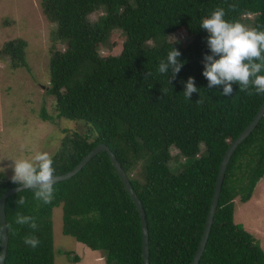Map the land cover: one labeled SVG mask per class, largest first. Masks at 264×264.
<instances>
[{
  "label": "trees",
  "instance_id": "1",
  "mask_svg": "<svg viewBox=\"0 0 264 264\" xmlns=\"http://www.w3.org/2000/svg\"><path fill=\"white\" fill-rule=\"evenodd\" d=\"M40 6L46 19L56 24L55 40L65 45L52 49L48 62L47 92L54 97L56 117L82 120L93 130L92 138L63 130L61 144L51 155L55 175L72 169L96 144L106 143L145 210L149 264H190L222 156L264 100V94L249 95L238 84L232 85L231 96L220 94L224 85L208 87L202 71L204 55L211 50L200 24L222 7L226 20L242 23L250 17L251 28L264 31V0H40ZM95 11L102 14L91 20ZM114 29L124 35L120 53L100 55L99 47ZM175 33L190 40H170ZM26 46L22 38L7 40L0 56L10 58L12 69L29 70ZM172 47L184 61L175 78L170 69L168 75L158 72ZM189 77L198 92L188 99L182 81ZM39 117L53 118L44 106ZM171 147L184 159L177 172L168 164ZM141 160L138 180L134 169ZM263 176L264 115L227 164L198 264H264L259 241L233 218V200L248 201ZM15 185L0 171V196ZM54 187V199L47 205L33 199L31 189L6 198L3 264H54L52 210L59 205L62 232L102 250L106 264H143L140 216L106 151ZM20 196L27 198L23 207L15 203ZM18 211L35 217L37 228L17 225ZM30 235L39 240L34 249L24 243Z\"/></svg>",
  "mask_w": 264,
  "mask_h": 264
},
{
  "label": "rangeland",
  "instance_id": "2",
  "mask_svg": "<svg viewBox=\"0 0 264 264\" xmlns=\"http://www.w3.org/2000/svg\"><path fill=\"white\" fill-rule=\"evenodd\" d=\"M102 14H90L96 20ZM251 18L241 24L251 28ZM56 24L48 21L42 13L40 0H0V48L10 39L26 40L25 57L29 70L24 67L10 68V58L0 56V171L12 177L14 160L30 159L35 152H47L51 156L60 146L63 130L93 136V130L82 120L56 117L54 97L47 92L48 62L52 49H64L60 40H55ZM170 40L181 39L183 33L169 35ZM124 35L119 29L111 31L106 44L99 47L100 55H117L123 45ZM44 106L52 120L39 117ZM169 166L179 171L184 159L174 147L170 148ZM141 160L134 169V178L142 180ZM233 218L250 232L264 250V176L256 184L251 198L241 202L233 200ZM54 264H106L102 250H93L62 232V207L52 210ZM105 258V256H104Z\"/></svg>",
  "mask_w": 264,
  "mask_h": 264
},
{
  "label": "clouds",
  "instance_id": "3",
  "mask_svg": "<svg viewBox=\"0 0 264 264\" xmlns=\"http://www.w3.org/2000/svg\"><path fill=\"white\" fill-rule=\"evenodd\" d=\"M229 7L234 10L236 5ZM225 15L224 8L217 7L201 21L200 27L208 33L207 44L211 50V54L204 55L202 75L207 79L209 88L224 85L220 93L224 96H231L233 84H238L239 90L249 95L264 94V31L230 22ZM180 55V51L172 47L166 59L159 62L158 72L168 75L170 69L172 78H175L184 63L178 59ZM182 83L185 84L183 93L186 98L198 92L193 77ZM203 102V99L198 100V103ZM55 177L53 159L47 152L37 151L30 159L14 160L12 181L23 185L24 189H31L33 199L45 205L54 199ZM15 203L23 207L27 198L20 196ZM14 222L21 226L28 225L33 230L37 228L35 217L19 211ZM24 243L34 249L39 245V240L30 235L24 238Z\"/></svg>",
  "mask_w": 264,
  "mask_h": 264
},
{
  "label": "water",
  "instance_id": "4",
  "mask_svg": "<svg viewBox=\"0 0 264 264\" xmlns=\"http://www.w3.org/2000/svg\"><path fill=\"white\" fill-rule=\"evenodd\" d=\"M264 115V100L259 106L256 114L252 118V120L243 128V130L232 140L229 144L227 149L225 150L220 165L218 167L217 176L215 180L214 190L212 194V198L210 201V205L208 208L205 224L203 227V231L200 236L199 243L196 247L194 252L193 258L190 264H198L200 257L204 251L205 245L208 240L209 232L211 229V225L213 223L214 214L217 208V203L220 195V190L223 182V178L225 175V171L227 168V164L237 148V146L254 130L258 122L260 121L261 117ZM106 151L112 165L114 166L117 174L120 177V180L124 184L125 189L128 191L130 198L132 199L133 203L136 206V209L140 216V223H141V235H142V261L143 264H149V238H148V226L146 220V213L139 199L137 193L135 192L131 181L126 174L124 168L122 167L120 161L116 157L115 153L109 148L106 143H98L93 148H91L83 158L69 171L56 174L55 180L62 181L71 178L74 174H76L85 164L98 152ZM24 189L23 185H15L7 189L1 196H0V229H1V249H0V264L4 263L6 250H7V243H8V235H7V224H6V216H5V203L6 198L14 194L20 190Z\"/></svg>",
  "mask_w": 264,
  "mask_h": 264
},
{
  "label": "crops",
  "instance_id": "5",
  "mask_svg": "<svg viewBox=\"0 0 264 264\" xmlns=\"http://www.w3.org/2000/svg\"><path fill=\"white\" fill-rule=\"evenodd\" d=\"M101 258H102V259H105V258H104V255H102Z\"/></svg>",
  "mask_w": 264,
  "mask_h": 264
}]
</instances>
